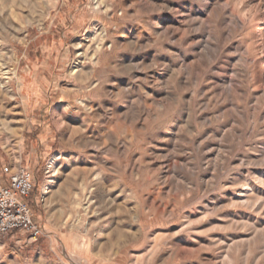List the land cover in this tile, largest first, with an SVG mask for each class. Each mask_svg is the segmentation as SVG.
<instances>
[{"label": "rangeland", "instance_id": "obj_1", "mask_svg": "<svg viewBox=\"0 0 264 264\" xmlns=\"http://www.w3.org/2000/svg\"><path fill=\"white\" fill-rule=\"evenodd\" d=\"M3 163L0 264H264V0H0Z\"/></svg>", "mask_w": 264, "mask_h": 264}, {"label": "built area", "instance_id": "obj_2", "mask_svg": "<svg viewBox=\"0 0 264 264\" xmlns=\"http://www.w3.org/2000/svg\"><path fill=\"white\" fill-rule=\"evenodd\" d=\"M35 177L28 166H0V236L21 231L37 239L43 233L36 220L30 198Z\"/></svg>", "mask_w": 264, "mask_h": 264}, {"label": "crops", "instance_id": "obj_3", "mask_svg": "<svg viewBox=\"0 0 264 264\" xmlns=\"http://www.w3.org/2000/svg\"><path fill=\"white\" fill-rule=\"evenodd\" d=\"M19 165H22V163H19L18 166H19ZM28 201L30 202V198H28Z\"/></svg>", "mask_w": 264, "mask_h": 264}]
</instances>
